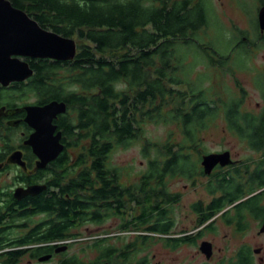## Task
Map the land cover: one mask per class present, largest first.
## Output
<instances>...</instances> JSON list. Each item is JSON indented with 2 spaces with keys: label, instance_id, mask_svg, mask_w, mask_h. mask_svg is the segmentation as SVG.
<instances>
[{
  "label": "trees",
  "instance_id": "obj_1",
  "mask_svg": "<svg viewBox=\"0 0 264 264\" xmlns=\"http://www.w3.org/2000/svg\"><path fill=\"white\" fill-rule=\"evenodd\" d=\"M9 1L43 29L78 44L71 61L31 63L36 97L33 103L59 101L67 105V112L56 122L65 149L45 169L73 166L76 170L72 176L59 174L55 182H47V191L34 200L33 214L43 213L50 219L39 241L72 239V229L80 225L103 224L125 215L122 197L127 189L117 182L123 171L113 165L112 153L140 140L146 125H175L180 141L170 134L165 144L150 141L143 148L148 168L132 190V201L137 204L132 217L140 221H134L131 227L141 234L124 248L128 253L109 245L108 238L94 241L92 247L110 261L118 253L123 264H148L146 257L136 262L134 259L143 250L139 248L153 239L150 236L160 237L172 249L189 244L190 236H174L170 208L180 195H171L167 182L206 177L201 164L207 155L202 149L203 134L211 124L222 116L230 132L252 151L264 154V110L260 114L244 111L243 96L225 97L214 87H206L211 77L199 70L230 71L239 62L244 66L246 61L230 60L234 52L247 50V42L238 40L234 48L216 22L209 0ZM258 2L264 7V0ZM257 34L264 47V33ZM31 89L28 80L8 89L5 99L12 104L11 98L19 92L21 101L27 103ZM152 148L154 157L149 153ZM263 162L252 174L246 167L240 172L219 174L214 184H207L209 195L220 196L205 205H192L197 223L203 227L195 238H203L204 229L215 232V219L219 217L226 226L236 225L237 231L248 228V223L241 224L243 217H263L264 190L244 200L264 188ZM240 175H249L250 179L238 182ZM241 257V263L251 264L248 253ZM18 260L9 255L5 264Z\"/></svg>",
  "mask_w": 264,
  "mask_h": 264
},
{
  "label": "rangeland",
  "instance_id": "obj_2",
  "mask_svg": "<svg viewBox=\"0 0 264 264\" xmlns=\"http://www.w3.org/2000/svg\"><path fill=\"white\" fill-rule=\"evenodd\" d=\"M216 17V22L221 25L227 38H231L232 45L236 47L238 40L246 43L247 50L234 52V59L230 61H246L243 66L241 62L231 70L219 71L218 68L205 69L210 75V80L206 82V87H214L215 92L225 97L234 95L243 96V110L258 114L264 106V47L259 41L258 32L255 29V21L258 19L261 4L258 0H209ZM259 29V28H258ZM212 34V32L210 33ZM221 37V36H220ZM36 97L33 96V102ZM172 134L176 141L181 140L179 130L175 125H146L144 134L140 140L134 142L129 147L117 148L111 155L113 165L120 167L123 171V179L130 180L134 184L140 181L141 175L147 171L148 159L143 156V148L146 143L165 144L169 141ZM203 150L206 154L224 153L229 151L233 158L244 159L254 153L248 145L230 132L224 118L219 117L210 128L203 134ZM73 150L70 151L73 156ZM151 157L156 151L150 149ZM67 174L74 175L75 168L66 167ZM65 175V174H64ZM168 191L171 195H180V200L171 207L170 216L174 222V236L181 238L185 233H198L203 227L197 223V215L192 210L195 203L206 204L211 200L206 191V177H199L193 181L184 178L169 179L167 182ZM41 217V216H40ZM116 221L109 219L103 224H84L73 232L78 233V241L72 244V252L84 260H93L97 252L94 250V241L104 238L116 232ZM215 232L203 230V239L198 240V246L192 247L181 245L176 249L166 247L165 241L158 236H150L151 239L146 243L141 253L135 256L134 261L147 258L148 264H205L206 258L200 253L199 246L202 241H213L216 245V259L222 255L234 256L238 247L247 243L252 246L264 245V236L256 237L259 233L256 222H251L245 233H238L235 228L226 226L222 221L217 220L214 224ZM133 232H135L133 230ZM133 240L137 235H133ZM134 240V241H135ZM122 246V242L116 241L114 237H108L109 245ZM57 244H62L57 242ZM29 258L17 261L15 264H42L40 262L29 263Z\"/></svg>",
  "mask_w": 264,
  "mask_h": 264
},
{
  "label": "flooded vegetation",
  "instance_id": "obj_3",
  "mask_svg": "<svg viewBox=\"0 0 264 264\" xmlns=\"http://www.w3.org/2000/svg\"><path fill=\"white\" fill-rule=\"evenodd\" d=\"M11 58L27 62L32 71L33 66L31 63H33V61H55L51 59L20 57L17 55H12ZM28 80H31L32 82V89L27 103H23L21 101V94L19 92L14 93L13 98H11L12 104L11 102H8L9 98L5 99V93L8 89L10 90L15 87V85L27 83ZM0 94H2V103L0 105V264H5L6 257L9 255L19 257L18 261L24 258H29V263L37 261L42 264H123L124 260L119 258L118 253L114 254L111 261L102 257L99 251H96L97 255L93 260H84L74 254L72 252V244L78 241L77 236L79 235L73 231L79 228L72 229L71 235L74 236L72 239H63L58 241L63 244H57V241H39L44 237L41 232L46 230V224L50 221V219L45 217L46 214L43 213L33 214V210H35L33 202L37 198L42 197V193L44 191L38 195L30 194L26 196H21V192L28 190L35 185L47 186V182H55L57 175L60 174L65 176L67 172L63 170H46L37 168L38 157L33 152V106L44 105H37L36 103H33V74L24 82H13L6 87L0 84ZM26 107L30 108V125L26 122V117L28 115V112L25 109ZM260 110L263 111L264 106ZM261 111L258 114H260ZM62 115L65 114H60L54 121L55 124ZM58 131L60 130L58 129ZM28 139H32L31 145L26 144ZM231 160V163L224 167L218 164L210 175H206L207 184H214L217 181V175L219 174H228L237 171L240 172L246 167H249V172L252 174L258 167H260L262 164L260 162L264 161V154L254 152L244 159H235L231 154ZM242 176L243 175H240L239 179H237L238 182L242 180V183H245V181L248 182L250 179L249 175H244L243 178ZM117 182L127 189L126 194L122 197L126 214H122L120 217L115 216L111 218L113 221L118 222L116 232L111 235H105L104 238L114 237L116 241L122 242V246H120L121 243L114 246L124 252L126 250L124 248L134 242L135 239L133 240L132 236L141 234L133 232L131 228L134 221L137 220L138 223L140 220H134L132 217L133 208L137 205L132 201V190L135 184L129 179H123V176L118 179ZM47 189L45 191H47ZM50 190L53 191L54 189L50 188ZM263 190L264 188L255 191L245 197L244 200L261 193ZM18 193L19 196L17 195ZM219 196L220 195L217 196L216 194L210 195L211 200ZM140 209L142 210V206ZM26 212H29L30 215L27 216ZM219 219L222 220L221 217H219L216 218L215 221ZM251 222L257 223L259 233L256 237L260 238L264 236V232H261V228L264 224V215L260 218H257L255 215H249L241 219V224L243 225L245 223L250 224ZM235 226L236 225H232L228 227L236 229ZM247 230L248 228H244L241 231H237L236 229L238 233H245ZM196 234L197 233H185L184 236H190L188 239L190 243L182 245H188L196 248L199 242L198 239L195 238ZM203 242H209L212 245V256L210 258H207V256L200 250ZM202 243L199 246V250L206 258L205 264H230L231 262L243 264V262L241 263V255L246 253H248L251 264H264V245L252 246L250 244L243 243L238 247L234 256L230 257L222 255L220 258L216 259V252L218 250L216 251L215 243L209 240L202 241ZM128 251L129 250H126L125 253H128ZM44 257H48L49 259L47 261H42L41 259Z\"/></svg>",
  "mask_w": 264,
  "mask_h": 264
},
{
  "label": "water",
  "instance_id": "obj_4",
  "mask_svg": "<svg viewBox=\"0 0 264 264\" xmlns=\"http://www.w3.org/2000/svg\"><path fill=\"white\" fill-rule=\"evenodd\" d=\"M257 20L260 32L264 33V7H261ZM77 50L76 40L43 29L25 11L13 7L9 0H0V84L3 86L24 82L34 75L27 62L12 59V55L64 62L73 60ZM25 109L28 112L26 122L30 125V108ZM66 112L65 102L52 101L44 106H33V152L38 157V169H45L65 149L61 142L62 132L58 131L54 121ZM26 144L31 145L32 139H28ZM231 161L230 152L213 153L204 155L201 164L205 174L210 175L218 164L224 167ZM46 188L45 185H35L21 192V196L38 195ZM261 232H264V224ZM200 250L207 258L212 256L209 242H203ZM48 259L44 257L41 260Z\"/></svg>",
  "mask_w": 264,
  "mask_h": 264
},
{
  "label": "built area",
  "instance_id": "obj_5",
  "mask_svg": "<svg viewBox=\"0 0 264 264\" xmlns=\"http://www.w3.org/2000/svg\"><path fill=\"white\" fill-rule=\"evenodd\" d=\"M62 243V242H61ZM63 244V243H62Z\"/></svg>",
  "mask_w": 264,
  "mask_h": 264
}]
</instances>
